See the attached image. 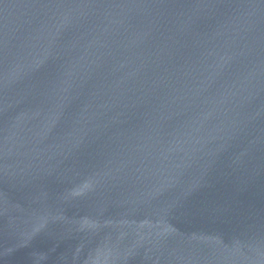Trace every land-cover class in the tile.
Masks as SVG:
<instances>
[{
    "label": "water",
    "instance_id": "obj_1",
    "mask_svg": "<svg viewBox=\"0 0 264 264\" xmlns=\"http://www.w3.org/2000/svg\"><path fill=\"white\" fill-rule=\"evenodd\" d=\"M0 264H264V0H0Z\"/></svg>",
    "mask_w": 264,
    "mask_h": 264
}]
</instances>
